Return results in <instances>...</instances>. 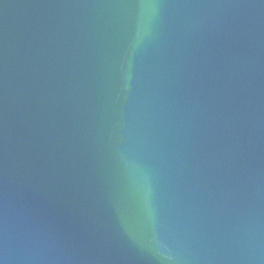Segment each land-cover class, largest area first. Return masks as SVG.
Instances as JSON below:
<instances>
[{
	"label": "water",
	"instance_id": "95a60500",
	"mask_svg": "<svg viewBox=\"0 0 264 264\" xmlns=\"http://www.w3.org/2000/svg\"><path fill=\"white\" fill-rule=\"evenodd\" d=\"M0 264H264V0H0Z\"/></svg>",
	"mask_w": 264,
	"mask_h": 264
}]
</instances>
